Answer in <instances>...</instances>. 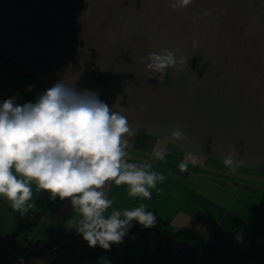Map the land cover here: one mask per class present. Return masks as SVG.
Segmentation results:
<instances>
[{"label":"water","instance_id":"water-1","mask_svg":"<svg viewBox=\"0 0 264 264\" xmlns=\"http://www.w3.org/2000/svg\"><path fill=\"white\" fill-rule=\"evenodd\" d=\"M165 48L188 62L161 82L139 58ZM0 52L49 87L122 97L132 128L170 141L180 126L183 151L223 160L232 145L264 171V0H0Z\"/></svg>","mask_w":264,"mask_h":264},{"label":"clouds","instance_id":"clouds-1","mask_svg":"<svg viewBox=\"0 0 264 264\" xmlns=\"http://www.w3.org/2000/svg\"><path fill=\"white\" fill-rule=\"evenodd\" d=\"M191 3L170 0V7L178 10ZM198 46L199 41L193 40V48ZM139 59L146 72L160 74L157 79L161 82L169 67L179 68L188 62L187 57H177L166 48ZM120 99L118 96L110 107L97 92L77 89L61 79L35 102L21 105L15 97L0 102V198L21 215L32 208L33 184L38 192H48L50 200L68 199L80 215L72 228L89 247L104 250L122 243L133 221L144 228L155 226L156 215L146 211L143 203L132 210L109 211L114 201L103 191L107 182L114 181L116 186L127 185L131 197L151 199L150 189L166 179L153 171L150 163L128 162L124 137L131 128L127 116L117 110ZM185 139L181 127H174L170 141ZM154 155L165 159L163 151ZM236 156L237 149L229 145L223 162L233 173L244 164ZM179 169L187 171L188 163H180ZM20 264H25L23 258ZM98 264L111 262L101 257Z\"/></svg>","mask_w":264,"mask_h":264},{"label":"crops","instance_id":"crops-1","mask_svg":"<svg viewBox=\"0 0 264 264\" xmlns=\"http://www.w3.org/2000/svg\"><path fill=\"white\" fill-rule=\"evenodd\" d=\"M19 67L50 88L0 52V102L15 97L19 104ZM31 81L26 80L27 87L35 91ZM132 130V137L125 140L139 152L128 153V162L150 163L153 171L173 178L165 176L150 189L151 199L131 197L127 185L116 186L114 181L107 182L103 191L114 201L109 211L132 210L143 203L146 211L156 215L155 226L144 228L133 221L122 243L109 250L89 247L72 228L80 215L70 201L50 200L48 192H38L33 184L32 208L23 215L0 198V264H20L21 258L25 264H98L101 257L111 264H264V201L210 200L199 192L198 185L182 178L184 172L146 156L153 150L149 136ZM192 160L188 159V164L194 165ZM205 171L231 175L225 168ZM29 212L34 213L31 220ZM52 243L58 245L56 258L51 256Z\"/></svg>","mask_w":264,"mask_h":264},{"label":"rangeland","instance_id":"rangeland-1","mask_svg":"<svg viewBox=\"0 0 264 264\" xmlns=\"http://www.w3.org/2000/svg\"><path fill=\"white\" fill-rule=\"evenodd\" d=\"M8 65H12L11 62L8 61ZM19 104H24L25 102H35L37 95L36 88L39 89V92H43L46 90V86L43 85L41 82H38L33 76L26 73L23 69L19 67ZM26 78V79H25ZM26 80H32L33 87L35 91L29 90L27 87L28 82ZM21 97V98H20ZM134 129V128H133ZM137 130V129H136ZM132 128L129 134H126L125 138L132 137ZM143 131L137 130V132ZM138 135H142L137 133ZM148 143H150L153 150L151 153L146 154V156L150 157L151 159H156L154 153L156 151H163L165 153L164 160H158V162H165L171 168H176L178 171L179 164L182 162H187L188 159H196L198 158L197 155L191 153H185L183 156L185 157L184 160H176L174 157H179L181 153H177L174 149L172 150V145L168 142L155 138L150 137L147 139ZM128 153L136 155L135 152H139L134 148L128 147L126 149ZM170 152L169 154H167ZM177 153L175 155L171 153ZM129 155V154H128ZM130 156V155H129ZM171 156V157H170ZM129 159V157H127ZM199 159H197L198 161ZM212 160V159H211ZM203 162V161H202ZM212 166H220L224 167V163L221 160H212L210 161ZM225 168V167H224ZM231 175H223L220 173L209 172L205 171V169L200 168L197 169L196 167L188 164V170L185 171V176H182L184 179H190L194 184L199 186V192L202 195L207 196L210 200L221 201V202H229V201H236L237 203L240 202H258L264 201V174L261 175L253 170H248L246 168L238 167L236 172L233 173L231 170ZM238 173V174H237ZM249 173V174H248ZM164 176H167L169 179H172V175H166L162 173ZM173 174H178L177 171H174ZM182 180V179H181ZM182 182H184L182 180ZM166 182H164L165 184ZM182 184V183H181Z\"/></svg>","mask_w":264,"mask_h":264},{"label":"trees","instance_id":"trees-1","mask_svg":"<svg viewBox=\"0 0 264 264\" xmlns=\"http://www.w3.org/2000/svg\"><path fill=\"white\" fill-rule=\"evenodd\" d=\"M139 130H141V129H139ZM141 133H145V134H147V136H150V137H155V136H153V135H151V134H149V133H146L145 131H140ZM164 141H166V142H168L170 145H172V150L174 149L175 151H177V153H181V154H179V155H181L180 157H175L176 158V160H184V159H182V157L183 158H185L184 156H183V154H185V153H189V152H186V151H183V150H181L179 147H177L175 144H173L172 142H170V141H168V140H166V139H163ZM170 152H168L167 154H169ZM176 153V152H175ZM175 153H171V154H175ZM191 154H193V153H191ZM195 155H197V154H195ZM171 157V156H170ZM197 157L198 158H196L195 159V161H197V159H199L197 162L199 163V165H197V164H194V165H192V166H194V167H199V168H205V169H210V168H215V169H218V168H224L225 167V169H227V170H230L228 167H226L225 165H224V167H220V166H212V164L210 163V161H212V160H219V159H216V158H211V157H206V156H202V155H197ZM174 158V159H175ZM212 159V160H211ZM203 161V162H202ZM222 162H223V160H221ZM196 162V163H197ZM187 163H190V162H187ZM224 163V162H223ZM240 167H242V168H246V169H250V170H253V171H256L257 173H259V174H261V175H263L264 174V171L263 170H257V169H253V168H249V167H244V166H240ZM238 174V173H237ZM249 174V173H248Z\"/></svg>","mask_w":264,"mask_h":264},{"label":"built area","instance_id":"built-area-1","mask_svg":"<svg viewBox=\"0 0 264 264\" xmlns=\"http://www.w3.org/2000/svg\"><path fill=\"white\" fill-rule=\"evenodd\" d=\"M33 216H34V213L33 212H29L27 214V218L30 219V220L33 218ZM57 249H58L57 243H52L51 244V253H52L51 256H52V258H56Z\"/></svg>","mask_w":264,"mask_h":264}]
</instances>
